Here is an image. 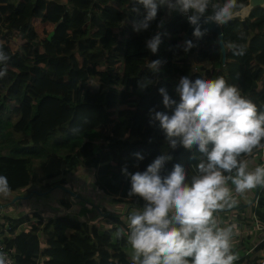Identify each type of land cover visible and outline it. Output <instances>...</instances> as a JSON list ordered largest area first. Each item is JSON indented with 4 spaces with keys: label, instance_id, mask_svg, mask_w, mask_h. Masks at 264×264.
<instances>
[{
    "label": "trees",
    "instance_id": "16d2710c",
    "mask_svg": "<svg viewBox=\"0 0 264 264\" xmlns=\"http://www.w3.org/2000/svg\"><path fill=\"white\" fill-rule=\"evenodd\" d=\"M223 3L209 0L205 15ZM136 6L134 0H0V45L10 57L6 65L0 64L7 69L0 78V175L7 177L9 192L36 185L37 194L53 189L67 192L63 185L86 169L93 175L98 197L113 206L101 209L77 193L74 200L87 205L72 211L67 199L52 207L53 197L48 200L46 195L50 206L44 218L34 212L36 224L15 238L17 264H28L38 255L41 231L45 246L40 254L47 258L43 264H130L126 237L113 242L112 234L117 228L127 230L128 213L142 209L144 201L128 196L130 176L122 168L128 173L144 171L157 156L171 154L160 174L167 175L180 163L190 177L198 163L190 158L199 157L195 148L192 152L182 146L171 149L159 122H150L149 109L169 111L162 103L161 87L178 101L174 89L180 77L194 81L222 76L264 111V8L252 11L246 28L239 18L221 25L226 48L222 60L216 33L199 39L192 34L188 40L195 47L188 52L177 47L184 44L189 26L181 14L164 21L159 9L147 31L134 32L133 22L143 19L144 11L141 6L137 14L132 10ZM37 10L47 35L55 31L51 40L41 38L31 23ZM160 22L163 27L158 28ZM157 32L162 42L154 54L146 40ZM11 42L17 43L15 49ZM233 45L242 47L244 54H234ZM188 53L193 54L195 72ZM135 60L147 62L134 71L130 62ZM153 60L163 62L159 72L147 67ZM92 82L97 84L94 90L89 86ZM262 151L254 149L241 159L256 157L263 166ZM134 153L144 159L137 160ZM56 176L62 177L60 183L52 181ZM254 202L250 220L264 226V187H259ZM90 207L96 208L94 217L81 218ZM29 220L30 216H22L15 223ZM42 221L46 222L41 227ZM263 248L264 242L246 256H254L251 264H258Z\"/></svg>",
    "mask_w": 264,
    "mask_h": 264
},
{
    "label": "clouds",
    "instance_id": "9594fccd",
    "mask_svg": "<svg viewBox=\"0 0 264 264\" xmlns=\"http://www.w3.org/2000/svg\"><path fill=\"white\" fill-rule=\"evenodd\" d=\"M133 11L143 19L133 22V31L140 33L150 28L159 9L168 13L186 15L197 39L206 34L203 24L214 22L223 25L240 15L246 6L239 0H224L214 6V11L205 15L209 0H134ZM191 11V15L188 13ZM163 27V22L157 24ZM161 33L157 32L146 40V47L158 51ZM0 45V64L10 57ZM185 52L195 47L191 40L183 45ZM234 54L243 55L244 49L233 45ZM161 60L150 61L147 67L159 72ZM7 69L0 68V78ZM143 86V85H142ZM179 100L173 99L166 88L158 89L162 103L169 111L149 109L151 121H158L169 147L192 152L195 148L199 157L194 174L188 176L184 165L176 163L173 169L162 176L161 169L172 160L171 154L157 156L144 171L128 173L130 176L129 197L144 201L140 210H131L127 216V230L117 228L112 240L125 238L130 246L131 264H234L238 256L232 251L235 225L221 227L214 213L234 203L229 182L236 192L264 187V166L249 171L242 155H251L254 149L264 148V111L241 95L235 85L224 77L215 79L188 76L179 78L175 87ZM143 160L140 153L133 154ZM10 191L8 179L0 175V193ZM0 264L5 259L0 253Z\"/></svg>",
    "mask_w": 264,
    "mask_h": 264
},
{
    "label": "rangeland",
    "instance_id": "374dc122",
    "mask_svg": "<svg viewBox=\"0 0 264 264\" xmlns=\"http://www.w3.org/2000/svg\"><path fill=\"white\" fill-rule=\"evenodd\" d=\"M42 17L43 16H42L40 10L35 11L32 19H31V23H32L34 29L36 30V32L38 33V35L41 38H45V37H47V32L44 30V24L42 22ZM64 18L65 19L68 18V14L66 16H64L62 18V20H65ZM54 35H55V31H54L52 38L54 37ZM11 46H12V48L15 49L17 47V43L11 42ZM130 63L133 65L134 71H137L138 66L141 65L139 60H135V61H132ZM144 63H146V62H144ZM89 86L91 89L94 90V89H96L97 84L95 82H92ZM57 159L58 158H56L53 161L52 167H54V164L57 162ZM247 163H248V170L249 171H252L257 167L256 166L257 162L252 158L249 159L247 161ZM92 177H93V175L90 171H88L86 169H81L75 175L71 176L68 179L67 183H65V185H63L65 187L64 189H67V192L64 190H61V189H59V190L53 189L52 191L48 190L46 193L44 192L45 194L44 193L37 194L36 191H38V189H40V186L36 185V186H31L28 189L19 190L18 192H15V193L14 192H12V193L8 192L7 194L0 193V204L3 206L2 211L4 213V216L7 219V221H10L12 223H14L15 220H17L18 218H20L22 216H30V218H31V215L36 210V208H33V207L39 205V207L37 208L38 210H36V211L40 213L42 218H44V216L46 215L47 209H49L50 205H52V207H53L57 203V200L58 201L61 200V202L63 203L66 199H67V201H70L72 203V208H73L72 211H76L77 209H82V208L86 207V205H87L83 201L81 202V200H74L77 193L80 194L81 196H83L85 199L89 200L90 202H93L95 205L99 206V208L102 209V208H104V206L109 205V202L105 197H102V198L98 197L99 194L97 193L98 191L96 190L95 186L93 185ZM51 179L53 182L56 181V182L60 183L62 180V177L56 176V177H52ZM29 189H30V191L27 194L26 191ZM73 192L75 193V195L71 194ZM50 194H52V196L49 197ZM254 194H255V191H253V189H252L249 191V194H247V195L249 197H253ZM46 195H48V196H46ZM53 195H55V196H53ZM242 195H243V193L236 192V202H238L239 204L245 205L246 203H243L241 201ZM16 196H20V198H18L14 201V198ZM42 196H44V197H42ZM45 196L48 197L47 198L48 200L51 197H53V199L50 202V205H49V202H46L47 200L45 199ZM242 198H243V196H242ZM61 202H59V203H61ZM249 203L250 202H248L247 204L249 205ZM107 208L112 209L113 206H107ZM86 209H90L88 211V213H86L83 217H81L80 215H78V216L83 218V219H86L87 217L89 219L94 217V215L96 214V208L90 207V208H86ZM60 210L66 211V210H64V207H61ZM220 211H221V209H220ZM232 211L233 210H227L226 212H219V214H222V215H220L222 217L231 216ZM72 215H73V213H72ZM33 224H36V223H33ZM222 224H225V222L221 221V225ZM32 225H31V227H32ZM221 227H226V226L223 225ZM50 230H51V228H50ZM240 230H243V229L241 228ZM240 237L242 239L246 238L244 235V232H241ZM126 253H127V255L130 256V246L129 245H127V247H126Z\"/></svg>",
    "mask_w": 264,
    "mask_h": 264
},
{
    "label": "crops",
    "instance_id": "0c3cea01",
    "mask_svg": "<svg viewBox=\"0 0 264 264\" xmlns=\"http://www.w3.org/2000/svg\"><path fill=\"white\" fill-rule=\"evenodd\" d=\"M104 1H107V0H104ZM161 10L163 11V14H164V21L169 20L172 17H174L175 15L180 14L179 12H172L171 14H169L168 10L166 8H161ZM94 11H95V13H98L99 9L95 8ZM139 62L144 63L147 61L139 60ZM263 150H264V148H263ZM251 158L257 162L256 157H247L244 161L247 162ZM247 165H248V163H247ZM256 166H260V165H258V162H257ZM229 187L232 189V200L234 201V203H231L230 205H226L224 208L221 209V211H220V209L217 210L214 213V216H215V219L217 220V222L220 226L225 225L227 227L230 225H235L234 235L232 237L231 243H232V251L238 256V259L234 262V264H251L254 256L251 255V256H249V258H246V256L248 254L250 255V253L254 250V248L262 243L261 237L264 235L263 230L257 229V225L259 226L260 224L257 223L256 220L252 221V222L250 220L251 218L254 217V214L252 212V209H253L252 205H256L255 202H252L254 196L252 195L253 197H249L247 195V194H249L250 190L244 192L242 195L243 198L241 196V201L243 203H246L245 204L246 206H244V205L236 202V190H235V186L232 185L231 182H229ZM253 191H255V188L253 189ZM10 193H12V192H10ZM248 202H250L249 205L247 204ZM38 207H39V205L34 206L33 208H36V210H38L37 209ZM2 208L3 207L0 208V214H1L0 226L3 229L6 246L12 251L13 258L15 259V246H16L15 238H16V236L19 235L21 232L29 230L31 228V225L33 223L37 222V218L31 217V220L16 225L15 221H14V223L7 221V219L5 218L4 213L2 211ZM240 209H243V212L241 214H239V212H238V211H240ZM36 210L34 212H36ZM227 210H233L231 216H225V217L220 216L222 214H219V212H226ZM221 221L225 222V224L221 225ZM45 222L46 221H42L41 227L44 225ZM11 228H12V230H11ZM50 228L52 230V227H50ZM50 228L48 229V232L51 231ZM241 228L243 230H240ZM241 232H244V235L246 238L242 239L240 237ZM42 235L43 234L41 231L40 235H39V239H40V241H39V253L35 258L33 257L30 260V263H28V264H43L44 261L47 259L46 257H44V255L40 254V252L43 250V248L45 246ZM127 245H128V243H127ZM24 249H26V248L24 247ZM262 251H263V249L260 252V256H261ZM241 258H242V260H240Z\"/></svg>",
    "mask_w": 264,
    "mask_h": 264
},
{
    "label": "water",
    "instance_id": "95a60500",
    "mask_svg": "<svg viewBox=\"0 0 264 264\" xmlns=\"http://www.w3.org/2000/svg\"><path fill=\"white\" fill-rule=\"evenodd\" d=\"M216 5H218V4H215L214 6H216ZM244 5L246 6V8L244 10H241L240 11V15H238L236 18H239L240 21H241V24L246 28L247 27V19L250 16V14L252 13V11L254 9H256V8H264V0H247V3L244 4ZM214 6H213V11H214ZM201 23H202V28H206L207 29L206 33H216L217 34V36H218V44H219V46L221 48L222 60H224L225 57H226V48H225V45H224V42H223L221 25H218V24H216L214 22H209L207 24H203V18H202ZM53 34H54V30L50 31L48 33V35H47V40H51ZM192 34H193V27L189 24L186 33L183 35L184 42L188 41V38ZM187 57L189 59V63H190V67H191L192 72H195L196 67H195V64L193 62V54L192 53H188ZM263 166H264V164H263ZM259 187L260 186L255 188V194H254L252 202L255 201V199H256V197L258 195ZM18 198H20V196H16L14 198V201L16 199H18ZM244 206H246V205H244ZM1 207H3V206L0 205V208Z\"/></svg>",
    "mask_w": 264,
    "mask_h": 264
},
{
    "label": "built area",
    "instance_id": "2783aa9c",
    "mask_svg": "<svg viewBox=\"0 0 264 264\" xmlns=\"http://www.w3.org/2000/svg\"><path fill=\"white\" fill-rule=\"evenodd\" d=\"M191 14L192 13L190 11L188 13V15H191ZM182 16L188 22L187 16L186 15H182ZM262 156L264 159V150L262 151ZM0 216H1V214H0ZM257 229L263 230V233H264V227L263 226L257 225ZM261 241L264 242V235L261 237ZM0 253H2L4 256L5 264H16L14 261L13 255H12V251L6 246L5 236H4L3 229L1 226H0ZM130 264H131V261H130ZM258 264H264V248H263L261 256L258 260Z\"/></svg>",
    "mask_w": 264,
    "mask_h": 264
}]
</instances>
